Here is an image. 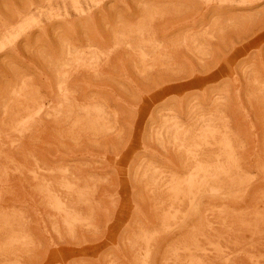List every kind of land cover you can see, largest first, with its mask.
Wrapping results in <instances>:
<instances>
[{
	"label": "rangeland",
	"instance_id": "374dc122",
	"mask_svg": "<svg viewBox=\"0 0 264 264\" xmlns=\"http://www.w3.org/2000/svg\"><path fill=\"white\" fill-rule=\"evenodd\" d=\"M205 263L264 264V0H0V264Z\"/></svg>",
	"mask_w": 264,
	"mask_h": 264
},
{
	"label": "bare ground",
	"instance_id": "6f19581e",
	"mask_svg": "<svg viewBox=\"0 0 264 264\" xmlns=\"http://www.w3.org/2000/svg\"><path fill=\"white\" fill-rule=\"evenodd\" d=\"M29 108V107H28ZM29 111H30V109H29ZM40 113H41V109H38V110H36L35 112H32V113H28V115H27V117L25 118V121L23 122V126L25 127V125H26V127H29V125L33 122V121H35L36 120V118L37 117H39V115H40ZM25 114H27V113H25ZM22 123V122H21ZM28 125V126H27ZM202 168V167H201ZM190 174H192V173H190ZM191 177V176H190ZM212 177V176H211ZM212 179H213V177H212ZM187 181V180H186ZM210 183V182H209ZM206 184V183H205ZM190 187V186H189ZM204 187H205V185H204ZM196 190V189H195ZM200 190V189H199ZM196 195V194H195ZM194 195V196H195ZM193 196V195H192ZM203 196V195H202ZM194 199V198H193ZM194 202H196V201H194ZM197 205V204H196ZM192 206H194V205H192ZM195 210V209H194ZM190 214V213H189ZM224 216V215H223ZM215 246V245H214ZM220 247H222V246H220ZM222 250V249H221ZM241 250V249H240ZM223 251V250H222ZM209 253V252H208ZM192 254V253H191ZM223 254H224V252H223ZM211 255H212V253H211ZM206 264V263H205Z\"/></svg>",
	"mask_w": 264,
	"mask_h": 264
}]
</instances>
